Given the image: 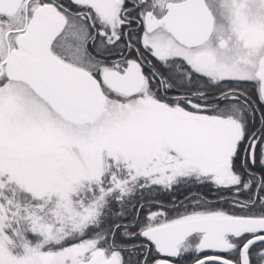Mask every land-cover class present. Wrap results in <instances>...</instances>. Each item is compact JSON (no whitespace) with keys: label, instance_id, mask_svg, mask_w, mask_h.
<instances>
[{"label":"snow or ice","instance_id":"1","mask_svg":"<svg viewBox=\"0 0 264 264\" xmlns=\"http://www.w3.org/2000/svg\"><path fill=\"white\" fill-rule=\"evenodd\" d=\"M0 264H264V0H0Z\"/></svg>","mask_w":264,"mask_h":264}]
</instances>
